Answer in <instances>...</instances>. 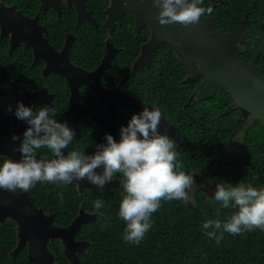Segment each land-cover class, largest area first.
<instances>
[{"label":"trees","instance_id":"1","mask_svg":"<svg viewBox=\"0 0 264 264\" xmlns=\"http://www.w3.org/2000/svg\"><path fill=\"white\" fill-rule=\"evenodd\" d=\"M200 7L213 6L210 0H203ZM36 8L34 6V10ZM212 16L216 28L223 33L233 32L246 21V42L242 43L245 52L240 59L246 63L255 60L257 75L264 81V0H219ZM45 24L51 42L57 46L62 44L65 32L77 33L79 37L73 46L72 58L83 61L85 68L93 69L100 62L107 33L93 36L89 24L76 30V19L71 24L67 21L62 25L51 21ZM123 25L112 36V42L124 50L113 60L111 68L105 73V79L112 84L111 87L122 82L127 93L159 108L166 119L176 126L181 133V145L175 143V150L184 163L182 170L199 173V177L207 173L232 186L243 182L264 188V127L260 124L249 127V131L243 134L235 158L223 164V169L213 172L212 159L219 157L230 138L244 124L239 111L229 110V93L223 91L212 99H197L190 105L199 81H184L187 71L174 51L166 45L158 48L149 69L133 71V61L140 53L141 44L148 39L149 32L143 31L140 38H136L132 31L134 19L130 15L124 19ZM0 56L8 70H16V75L21 74L25 81H29V86H34L28 89L48 85L39 72L29 69L31 55L17 53L13 58ZM20 60H26L27 64H16ZM82 94L85 101L90 100L87 92ZM56 113L55 119L63 122L64 112ZM139 113L134 109H126L118 114L117 142L120 140V129L127 126L132 115ZM87 125H82L84 137L75 136L68 146V152L77 150L93 155L97 145L106 143L105 131L94 128V123L91 124V130H88ZM37 153L42 157H51L47 149L38 150ZM119 179L117 175L105 186L112 189L109 192L92 188L80 194L74 185L48 182H38L30 191L35 206L54 215L55 225L61 228L73 222L81 207L94 213L95 200L104 201V208L101 209L104 219L83 225L75 237L78 241L88 243L87 251L79 256L82 264H264V231L257 229L239 235L225 232L219 244L206 235V231L211 229L202 228L205 221L225 222L236 209L223 208L217 202H209L210 198L202 191L186 204L183 201L162 200L158 211L152 213V227L140 244L126 243L123 239L126 224L118 217L119 204L124 194ZM19 192L17 190L14 193ZM16 229L12 221L0 225V264H32L28 260V247L23 248L15 258L11 256L18 244ZM50 250L57 264H69L60 241L53 240Z\"/></svg>","mask_w":264,"mask_h":264},{"label":"water","instance_id":"2","mask_svg":"<svg viewBox=\"0 0 264 264\" xmlns=\"http://www.w3.org/2000/svg\"><path fill=\"white\" fill-rule=\"evenodd\" d=\"M53 0H42L43 8L48 2ZM87 0H76V10L78 12L77 28L85 21L95 23L91 13L86 9ZM111 5L107 10L108 21L105 27L110 34L114 32L116 24L122 23L124 15L131 13L136 18L135 33H139L143 27L151 30V39L143 45L139 58L133 65V71H143L150 68L155 59L156 50L163 44L173 49L177 57L183 63L188 76L200 79L201 83L194 91L190 103L196 97L201 100L212 99L223 91H227L231 97L232 108L246 112L248 118L244 123L253 126L260 122L264 127V81L257 75V64L255 60L243 62L240 56L245 52L242 43L246 42L245 29L246 21L231 33L219 31L210 17H201L196 25L184 27L180 24L168 25L163 28L155 19L159 9L153 7L151 0H127V7H124V0H110ZM216 6L218 0H210ZM4 6L0 4V28L2 34H7L8 27L14 24V47L16 49L20 42L32 48L35 54V62L45 58L48 66L44 75L57 73L65 75L69 80L72 90L71 105L66 116V123L72 131L78 132V125L84 121L88 112L82 107L79 98L78 84L91 86L99 95L100 99L108 104V112L103 119H97L96 124L112 135L116 140L117 135V114L119 109L133 108L142 112L145 106L154 108L148 103L137 100L126 95L122 91V84L113 91L103 90L100 84V76L107 71L114 60L116 49L109 39L107 44V55L103 59L101 66L93 73H87L75 68L69 61V50L73 44L68 37L64 50L61 53H53L45 37L46 29L39 23V18H25L21 13L15 12V21L3 11ZM5 9V8H4ZM7 10V9H6ZM4 36V35H3ZM41 50H45L44 53ZM55 67L60 68V71ZM69 72V73H68ZM79 81V82H78ZM20 79L12 81L7 69L0 64V157H9L13 161H19V152L13 151L22 142L20 136L28 125L26 122L17 120L12 113L7 111L9 105L15 111L17 101L25 106L32 107L42 104H49L54 95L47 89L35 92H22L19 88ZM100 88L101 90H98ZM172 124H167L162 114L159 133L165 129H173ZM21 139V141H20ZM67 154V149L64 150ZM37 154V159L41 158ZM50 159V158H49ZM2 160V159H0ZM75 185L80 192L85 188L100 189L87 181L70 183ZM207 196L213 197L207 191ZM103 219L98 213L85 212L80 209L78 216L68 227H58L55 225V216L46 214L43 209L37 208L34 204L30 192L9 193L0 190V225L12 221L17 226L18 244L11 253L12 257L25 247H28V260L32 264H57L55 255L50 250V243L53 240L60 241L64 248V255L69 264H82L79 256L88 249V243L77 241L75 237L79 234L82 226L95 220Z\"/></svg>","mask_w":264,"mask_h":264},{"label":"clouds","instance_id":"3","mask_svg":"<svg viewBox=\"0 0 264 264\" xmlns=\"http://www.w3.org/2000/svg\"><path fill=\"white\" fill-rule=\"evenodd\" d=\"M151 3L159 9L155 19L163 28L172 24L196 25L202 16L210 17L214 11L213 7H200L203 0H151ZM124 7H127V0H124ZM7 111L17 120L26 122L28 127L22 133L20 146L13 149L20 153V160L0 157V190L27 193L38 182L70 184L87 181L109 192L112 189L105 186L119 175L124 194L118 217L126 224L123 232L126 243L140 244L151 229V215L158 211L162 200L186 204L190 200L189 193L195 190L194 176L182 170L184 163L175 150L177 145L168 135L159 133L163 114L159 108L149 110L145 106L142 112L132 115L127 126L120 129L119 142L106 133V143L97 145L93 155L77 150L65 154L64 150L74 141L75 133L66 122L55 119L57 113L53 108L44 106L34 110L17 101L15 111L11 105ZM166 122L174 126L167 119ZM41 149H47L52 158L37 159V152ZM209 202L236 209L225 222L207 220L202 224L204 230L211 229L206 235L215 239L217 244L225 232L239 235L257 229L264 231V188L243 182L236 186L216 184ZM102 208L104 201L95 200L93 211L104 219Z\"/></svg>","mask_w":264,"mask_h":264},{"label":"flooded vegetation","instance_id":"4","mask_svg":"<svg viewBox=\"0 0 264 264\" xmlns=\"http://www.w3.org/2000/svg\"><path fill=\"white\" fill-rule=\"evenodd\" d=\"M106 1H107V4H106ZM75 3H76V0H53L52 2H48L46 4V6H45L46 8H43L42 7L43 6L42 0H0V4H2L5 8V9L3 8V11L6 12L8 14V16L12 17L11 22L15 21V12L21 13L25 18H31V19L39 18L40 25L42 27H45V29H46V32L44 35L47 38L50 46L53 47V49H54L53 53H55V54L61 53L65 48L68 37L72 36L70 38V40L73 41V44L69 50V61L73 67L81 69L87 73H93L94 71H96L101 66L103 59L107 55V50H108L107 44L109 42V39H111V42H112V36L117 31V29H122L124 27V25H123L124 19L128 15H130L134 19V26H133L132 31H133L136 38L139 39L141 36V33L143 31H146V33L149 32L147 35L148 39L141 44L140 53L133 61V65H134V63L136 62V60L139 58V56L141 54V50H142L143 45L148 43L151 39L152 33H151L150 28L143 27L140 29L139 33H135L136 18L133 14L126 13L124 15V18L122 20L121 25L116 24V26L114 28V32L112 34H110L109 29L105 27V24L107 23L108 18H109L107 15V10L109 9V7L111 5L110 0H87L86 1V9L88 10L89 13H91L92 18H93L95 23H92V21H85L81 24V26L79 28H77L78 12L76 10ZM217 4H218V2H217ZM217 4H216V6H217ZM211 5H212V3H211ZM34 6L37 7L35 10H34ZM216 6H213V7L215 8ZM207 17H209V16H207ZM211 17L214 19V17L212 15H211ZM73 19H76V30H80L81 28L84 27L85 24H89L91 29H92V35L93 36L95 34H100L101 32L107 33V35H108L107 38L104 39V55L101 58L100 62L93 69L85 68L83 61H80L77 58H75V59L72 58V49H73L75 42L77 41V39L79 37V36H77V33L65 32L63 39H62V44L60 46H57L56 44L52 43L51 39H50L51 36L48 35L49 29L47 28V25L45 23L51 21V22H54L55 24H61L62 25V23L65 24L67 21L68 24H71ZM214 23H215V19H214ZM7 27H8L7 34H2V29L0 28V44H1L0 45V54L1 55H7V58H13L17 53H20V55H25V56L31 55L32 59L29 62V69L35 71V73L39 72L41 78L43 80L47 81L48 85L42 86L39 89H28V88H31L34 86H31V85L29 86V81H25L21 74L16 75L15 74L16 70H14V71L8 70V68L6 67L7 64L4 61H1L2 60L1 56H0V64L3 65L7 69L9 77L12 81H17L18 79H20L19 88L22 92H35V91H39L41 89H47L51 95H54V98L51 102V108H53L56 112H59V111L64 112L65 119L63 120V122H66V116H67V112L69 111V108L71 105V97H72V93H73L72 92L73 89L69 85L68 78L65 75L57 74V73H49L48 75L45 76L44 70L46 68L53 69V67L48 66V63H47L45 58H41L38 62H35V54H34L32 48L28 47L23 42H20L19 45L17 46V48L13 49L11 52V48L14 47V43H15L14 38H13L14 24H12V26H10V27L9 26H7ZM113 45L117 51L116 55H115V57H116L120 52H122L124 50V48L118 47L114 43H113ZM164 45H166V44H163L161 46H164ZM166 46H168V45H166ZM157 50H156V52H157ZM41 51L44 52L45 50H41ZM44 53H46V52H44ZM155 55H156V53H155ZM115 57H114V59H115ZM16 64H18V65L27 64V61L26 60H20V61H17ZM152 64H151V66H152ZM133 65H132V67H133ZM55 69L60 71V68H58V67H55ZM107 71H105L100 76V84H101V87L103 90L113 91V90H116L122 84V91L128 96L136 98V96L129 94L125 91L122 82H119L116 86L111 87L110 85H112V84H110L105 79V73ZM12 75H14V76H12ZM184 81L187 83L188 82L189 83H196L197 81H199V84L201 83L200 79H195L194 77H189L188 73H187V77L185 78ZM25 84H26V86H25ZM79 84H78V89H79L80 103H81L82 107L85 109V111L88 112V114L87 115H83V114L81 115V116L85 117V119H84V121H81V123L78 125L79 131L77 133L74 132L75 136L84 137L83 131H82V125L84 123L88 124L87 125L88 130L89 129L91 130V124L94 123V128L95 127L99 128V129L105 131V133H107V131L105 129H103L102 127H99L96 124V120L97 119H103L106 116L108 109H109L108 104L100 99L97 92L91 86H89L87 84H81V85H79ZM198 85L195 86L194 91L197 89ZM97 89L101 90L100 88H97ZM194 91H193V94H194ZM82 92H87L90 100L85 101V99H83ZM136 99L139 100L138 98H136ZM197 99H198V97H196V99L194 101L196 102ZM199 100H201V99H199ZM139 101H141V100H139ZM231 104H232V102H231ZM44 106L50 107L49 104L47 103V104H42V105L36 106L34 108V110L36 108L38 110L40 107H44ZM126 109H133V108H126ZM126 109H124V110L119 109L118 114L125 112ZM134 110H136V109H134ZM229 110L230 111H238V110H234V108H232V105H230ZM136 111H138V110H136ZM138 112H140V111H138ZM239 113L241 114L243 121L245 120V118H248L249 114H247L246 112L242 113L241 111H239ZM118 114H117V117H118ZM257 124L261 125L260 122H257L253 126H247L244 123L242 126L239 127V129H237V131L234 133V135L230 138L228 145L225 146L224 149L220 152L219 157L212 159L211 163H212L213 172L219 170L220 168L223 169L222 168L223 164H227V163L231 162L230 159L235 158V155L241 146L243 134L247 133L249 131V127H255ZM22 133L20 134V136H17V137L15 136V139L22 137ZM161 134L162 135H168L171 139H173V141L177 145H181V133L177 128L173 127L172 130L165 129L164 131H162ZM116 141H117V135H116ZM67 152H68V149H67ZM37 154H39V153H37ZM44 158H52V157H44ZM220 165H221V167H220ZM184 172L186 174L193 175L194 180L196 182V187H195L194 192L189 193L190 199H193L195 197L196 193H198L199 191L205 192L206 195H207V191H208L209 194L213 196L215 191H216V184L223 183V182H221L220 179L209 176L207 173L202 174L199 177V175H198L199 173L197 174L195 172H192L191 170H186ZM201 185H202V187H199ZM210 198H213V197H210Z\"/></svg>","mask_w":264,"mask_h":264}]
</instances>
